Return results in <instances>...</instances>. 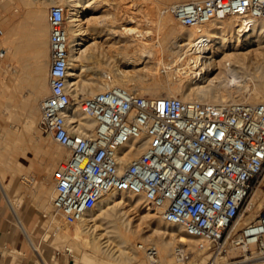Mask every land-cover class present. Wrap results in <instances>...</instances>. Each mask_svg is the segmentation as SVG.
<instances>
[{"label":"built area","instance_id":"built-area-1","mask_svg":"<svg viewBox=\"0 0 264 264\" xmlns=\"http://www.w3.org/2000/svg\"><path fill=\"white\" fill-rule=\"evenodd\" d=\"M166 12L185 27L233 16L249 28L264 21V0L180 1ZM66 22L65 8L52 5L50 92L39 102L40 127L69 151L53 172L54 215L73 224L112 190L142 194L163 220L195 238L199 250L217 256L255 245L264 255V209L242 224L264 176V101L221 104L111 85L80 101V111L96 121L93 132L83 133L68 90ZM139 148L133 160L124 161ZM241 260L210 258L204 264Z\"/></svg>","mask_w":264,"mask_h":264},{"label":"bare ground","instance_id":"bare-ground-1","mask_svg":"<svg viewBox=\"0 0 264 264\" xmlns=\"http://www.w3.org/2000/svg\"><path fill=\"white\" fill-rule=\"evenodd\" d=\"M169 1L170 0H160L157 3V9L155 8L156 10L161 11L159 14L163 13V15L161 14L160 18L162 25H166L171 19L169 17L170 14L167 13L166 8H164V5H167ZM173 1L180 2L189 0ZM58 2H60L61 5L64 6L67 15L66 34L68 37L70 61L68 90L73 97L71 108L73 109V113L80 119L82 126L81 131L83 133L93 132L95 129L96 121L95 119L83 114V112L80 111V101L82 100V98H85V96H91L111 85H122L131 90L136 88L141 91H148L155 97L178 96L185 100H206L221 104L234 102L259 103L264 101V75L255 74V72L249 70V55L258 49H264V46H259L255 50L252 49V46L261 44L264 38V21L260 22L259 20H255V22L253 23L254 27L251 26L247 28L243 27V24L240 22L239 18L236 17L237 21H239L237 22L236 20L232 19L233 16H229L221 20L210 21L205 26L200 28L184 26L185 28H188L182 30V32H186L180 37L182 38L181 40H184V42H178L179 44H177L175 47H172L165 45L166 43H156L149 40L148 36L150 34V30H146L144 28L141 29L142 27L136 25H125L126 22H138L139 19L137 20L135 18V15L132 14L128 15V19L125 18L123 20L118 17L117 13L112 12L111 19L108 17L110 19L109 22L104 21L105 23L103 22V24H94L93 26H90V19H88V14L97 12L102 4L110 5L114 3L109 0H59ZM125 10L127 11V9ZM34 12L35 13L33 14V16H35L36 25H38L41 23L42 18L44 19V16L42 17L41 10H39V8ZM126 13H128V11ZM108 14L110 16V13ZM118 26H121L122 28L120 30L118 28L117 30ZM38 29L39 28H36L34 37V39L36 38L37 41H39L40 39V35L38 32L41 31L40 29ZM99 36H106L105 38L109 39L114 38L115 41H122L126 39V41H129V43L130 41L135 40V42H131L129 46L126 45L127 49L130 48L128 53H118L119 58H117L120 59L119 61H130L129 64L136 65L143 57L150 56L154 52L156 54L157 60L153 66L150 65L151 67H149L152 71L155 72H158V69L159 71L163 69L167 71V76L164 77L162 75H156L154 76V79H152V82L146 83L147 81L144 82V80L142 81L137 77L135 71L123 69L118 63L115 64L116 71L114 75H112L113 73L111 74V72L105 73V75H112V79L110 81L107 79V77H105V75L104 79H97L95 76H88L87 72L86 75L88 77L85 76V78H82L83 75L80 69H82L83 65H85V58H89L90 55L94 54H96L95 56L97 57V54L100 53V46L98 44L99 40H94L91 43L86 44L85 46L83 45L85 41L92 38L95 39ZM167 44L169 43L167 42ZM242 48H248V50L243 51ZM47 66L48 64H42L41 60H38L35 64V68L39 74L34 76L35 89L34 92L32 91L34 96L28 97L29 99L26 102L22 103V112L24 115L23 123L22 121L18 122L16 120V113H19L17 112L18 110L16 112L10 110V112L7 113L8 118L13 122H16L17 129L15 128V131L8 130L3 123H0V126H2L1 141H5L7 144H9L14 151L16 149H21L22 154H25L26 149L31 147V149L34 148L36 150V153L40 155L41 148H43L41 146L42 142H44L42 145H44L45 142L47 143V145L51 144L53 146V149H51L52 151L48 152V158L44 163L46 167H41L40 165L42 161L39 160L36 164L40 166V168H42L40 169L41 171L50 173L54 170L53 168L56 165L58 166L60 160L65 159L62 152L66 148L56 142L48 133H45L46 136H43L41 134L38 135V138H40V140L37 142V144H33L35 142L32 141V134H35V132L38 133L39 130H41L39 122L40 113L38 111L37 104L39 95L43 93L46 87H48L45 81L46 77L44 76ZM252 66L253 65H251V67ZM114 67L115 66H113V68ZM17 70L18 69L16 67V72H19ZM181 70L183 71L184 75L179 76V78L177 77L175 81L172 80V73L180 72ZM249 75L250 78H248ZM254 77L256 78L254 79ZM231 86L233 87L232 89L236 88L238 89V91H240L239 89L243 90V88H246L248 94L245 93V95H233L230 93H226L227 88L231 89ZM1 93L3 94V92ZM1 93L0 95H2ZM79 95L82 97L79 98ZM2 97L4 96L2 95ZM2 97L0 96V114L5 111L3 106L6 105L4 102L5 97ZM8 97L6 94V98ZM17 106H19V104H17ZM3 135L6 137L4 138ZM141 150L142 148L130 151L124 157V161L129 162L133 160ZM67 153L69 155V151ZM32 157L34 159V155ZM14 158L9 157L4 152L0 151V170L2 166L10 168V170H15L16 166L19 164L16 163L18 160L16 159L17 161H15ZM31 161L35 162V160ZM4 175L0 173V187L2 189H5L6 191H9L11 189L10 182L9 184H4ZM33 180L36 181L35 177L33 178ZM130 193L127 194L124 191L115 190L110 191L96 206L87 211L80 220L73 223L74 225H72V227H74L72 229L70 227L71 224L65 222L63 219H59L63 220V223L60 222L59 224L52 226V228H50L49 226V228L54 230L55 232V237L53 239V243L55 245L64 246V244H66L65 246L66 248H68L71 245L82 242L88 245L92 249L91 251L94 252V254L84 255H81L80 253L78 257L71 260V264H174V261L167 260L168 257L166 259L164 255L168 252H171V250L173 249V253H175V255L180 254L183 256L186 249L188 248L187 245L191 246L192 241H197L195 238L189 236L184 231V228L181 225L169 223L164 220L165 223L163 227H157L156 229H154L155 233L157 232V234H160L161 236L155 240V244L153 246H150L148 243H146L147 241L145 240H142L141 242H135L133 231L131 229V220L128 219V215L126 214L128 211H121L122 204L128 201L133 203L134 208H141L144 203L142 200L146 201V199L142 194L132 195L134 193ZM32 194L34 196L39 195L43 201L47 200L48 197H50L49 201L52 206V199L54 195H52L48 191V187L46 184L41 183L38 187V190L33 191ZM252 195L254 196H251V199L249 200V203L247 205V210H251L254 206V201L258 199L261 200V204H258V209L260 210L264 206V194L257 195V193H254ZM7 199L9 200V198ZM151 207L152 206L149 205L144 209V211H142L143 217H148L151 214L154 215L160 213L159 210L156 211L155 208ZM112 209L116 211L119 210L121 214L119 211V214L112 213ZM153 210H155V212ZM104 219L105 221L102 222V220ZM99 221L102 222L101 224H105L102 225L101 228L103 232L96 231L97 227L100 226V223H97ZM23 226L25 229V233L30 241L31 248L35 252L40 254V246L35 243L32 230L26 227L27 225ZM49 235L50 234L48 232L45 233L44 238L47 239ZM111 236H113L114 239L111 238ZM195 247L198 249V245L196 246V243L194 248H192L195 249ZM149 248L156 249L157 254L152 256L148 251ZM254 248L255 245H252L250 247V249ZM67 250L71 252L70 249ZM238 250L246 253V249L244 248H232L221 255H217L215 261L218 263L225 262L226 260H229V257H234L232 255H234L236 252L239 253ZM41 258L44 264H52L44 257ZM251 258L252 257H247L237 263L242 264V261L244 262L247 259L251 260ZM170 259L172 260L174 259V257ZM54 260L55 262L53 264H57L58 259L55 257ZM178 261L180 263V260ZM250 264H264V259L252 261V263Z\"/></svg>","mask_w":264,"mask_h":264},{"label":"rangeland","instance_id":"rangeland-1","mask_svg":"<svg viewBox=\"0 0 264 264\" xmlns=\"http://www.w3.org/2000/svg\"><path fill=\"white\" fill-rule=\"evenodd\" d=\"M56 1H57V3H56ZM58 1L59 0H0V17H1L0 28L4 30V34L2 37V40L4 41V45H5V40L7 37L6 22H7L8 16L9 15L12 16L13 13L15 14L16 19L18 17H22L24 14L29 17L30 24H31V38L35 42L36 45L38 44V42H42L44 40H46L48 43V40L50 38V27L48 28V30L44 31L42 28V24L44 22H48L49 8L54 4L61 5V3ZM109 1L114 2L115 4L114 3L110 4V5H105V4L103 5L102 4L99 7L100 9L97 12L92 13V14H88V19H90V22H89L90 26H93L94 24H103L104 21L109 22V20L111 19V16H112V12L117 13L118 17L120 19H123V20L125 18L128 19L129 18L128 15L132 14V15H135V18L137 20L139 19L138 22H136V23L135 22H126L127 24L125 23V25L131 24L134 26L135 25L140 26V27H142L141 29L144 28L146 30H150V34L148 36L149 40L154 41L156 43L157 42L158 43L162 42L163 44L166 43L165 45L172 46V47H175L177 44L184 42V40H181L182 38H180V37L186 33L184 31L182 32V30L188 29V28H185L184 26L179 24L177 22V20L171 14L169 16L171 19L167 23L168 25L167 24L166 25L161 24L160 18H161V14L163 15V13L159 14L161 11L156 10L157 9L156 8L157 3L160 0H109ZM173 2H177V1L170 0L167 5H164L165 6L164 8H167ZM61 6H63V5H61ZM38 8H39V10H41V14H42V17L44 16V19L42 18L41 23L36 25V21H35L36 19H35V16H33V14L35 13L34 11L38 10ZM125 9H127L128 13H126L127 11ZM132 10L133 11L135 10V11L133 12ZM107 12L110 13V16ZM164 15H167V14H164ZM232 19L237 21V19L234 17H232ZM11 20H12V17H11ZM237 22H239V21H237ZM36 28H39L41 30L38 32L40 35L39 41H37L36 38H35L36 40L34 39ZM118 28L120 30L122 27L118 26L117 30H118ZM259 30H261V29H259ZM12 31H13V29H12ZM17 35H18V33H17V29H16L15 39H17ZM105 37L106 36H99V37H96L95 39L92 38V39L85 41L83 46H85L88 43H91L94 40H96V41L99 40L98 44L100 46V53H98L99 55L97 54V57L95 56L96 54H94V55H90L89 58H85V62H84L85 65H83L82 69H80L82 71V75H83L82 78H85V76L86 77H88V76L94 77L95 76L97 79H104V75L106 72H111V74L113 73L112 75H114V73L116 71V65L115 64H118V63L121 66V68H123V69H126V70L129 69V71H132V70L135 71V73L137 74V77L140 78L142 81L144 80V82L147 81L146 83L152 82V79H154V76H156V75H162L164 77L167 76V71H165L163 69L160 71L158 69V72L151 70L150 67L153 66L157 60L156 54L154 52L150 56H147L148 58L143 57L139 61V63L136 65L129 64L130 61L129 62H120L119 61L120 59H118L119 58L118 53H123V54L128 53L130 48L128 47L129 49H127V46H129L131 42L132 43H133V41L135 42V40L130 41V43H129V41H126V39L122 40L123 41L122 42V41H115L114 38L109 39V38H105ZM167 42L169 44H167ZM261 44H258V45L256 44V45L252 46V49L255 50L259 46H264V38H263ZM114 47H115V49H114ZM242 50L246 51V50H248V48H242ZM33 54L36 55V57L30 59V66L28 68H24L22 65H19L17 63V61L15 62V63H17L16 64V67L18 69L17 71H19V72H16L13 75V77L11 75V78H13L14 81H11L10 86H7V84H6V80H7V75L5 74L6 56H4L3 59H1V61H0V90L5 88L2 91H0V93L3 92V94L2 93L1 94L5 98L2 97V95H0V96L5 99L4 102L7 105V106L6 105L3 106L5 111L0 114V123L1 124L3 123L4 126L6 127V129L11 130V131H15L17 129V126H16L17 124H16V122H13L12 120H10L8 118L7 113H9L10 110L15 111V112L18 110L17 112H19V113H16V118H17L16 120L18 122L22 121V123H23L24 115L22 112L23 111L22 103L26 102L29 99L28 97L34 96L33 95V92L35 89L34 88L35 87V85H34L35 84V82H34L35 77L34 76L39 74L35 68V64L38 60H41L42 64H44V65L48 64L45 75H44L46 77L45 81H46L47 86H48V71H49V64H50L49 47L47 46L46 49L40 50L39 52L36 51ZM151 56H153V57H151ZM114 58H117V59H114ZM249 61H250V63H249L250 69L249 70H251L252 72H255V74H261V75L263 74L264 75V49H258L256 51H254L253 53H251L249 55ZM108 64H110V65H108ZM251 65H253V66L251 67ZM113 66H115V67L113 68ZM136 70H137V72H136ZM24 71H25V73H23ZM20 72H21V74H20ZM182 75H184V73L181 70L180 72H173L171 77H172V80L175 81L177 79V77L179 78V76H182ZM248 78H250V75L248 76ZM255 78L256 77H254V79ZM232 88H233L232 86H231V89L227 88L226 93H230L233 95H239V94L245 95V93L248 94V91L246 88H243V90L239 89L240 91H238V89H236V88H234V89H232ZM6 90H7V92H6ZM132 90H138V89L134 88ZM138 91L142 94L151 95L148 91H141V90H138ZM165 91H166V89H165ZM243 91H244V93H243ZM49 92H50V89L48 86L45 88L43 93L40 94L38 97V104L37 105H38L39 113H40L39 102L42 98L47 96L49 94ZM224 92H225V90H224ZM6 94H7V97L9 95L8 98H6ZM151 96H153V95H151ZM80 97H82V96L79 95V98ZM72 99H73V97H72ZM204 101H206V100H204ZM17 104H19V106H17ZM5 106H6V108H5ZM39 122H40V119H39ZM1 127L2 126H0V128ZM40 129H41V127H40ZM1 132H2V128L0 129V151L4 152L6 155H8L9 157H12V158H14L16 156L14 158V160L15 161L18 160L16 163L19 164L16 166L15 170H12V169L10 170V168H6V167L2 166L0 173L2 175L5 174L4 175V178H5L4 184L5 183L9 184V182H10L11 189L9 191H6L5 189H2V188L1 189L4 193L5 198L6 199L9 198V200L11 199L10 200L11 202L7 199V201L11 204V206L13 208L14 207L18 208V210H17L18 215L24 220V222H26L28 224V226H30L32 228V233L35 237V240L37 241V243L40 244V252L42 253V255H44L48 260H50L52 264L55 262V260H54L55 255H57L60 259L59 260L57 258L59 260L58 264H71V260L78 257L80 255V253H81V255L94 254V252L91 251L92 249L88 245H86L85 243H82V242L71 245L68 248H66V246H65L66 244H64L65 247L63 245H61V246L55 245L53 243V239L55 237V232H54V230H52L50 228H52V226H54L56 224H59L63 220H59L61 218L54 215V212L52 211V206H51L50 201H49L50 197H48L47 200L43 201L39 195L34 196L32 194L33 191L38 190V187L40 186L41 183H44L47 185L48 191L52 195H54L53 172L57 168V165L53 168L54 170L51 171L50 173H47V172L40 170V169H42V168H40V166L41 167L43 166V168L46 167V165H44V163L46 162V160L48 158V156H47L48 152L52 151L51 149H53V146L51 144H50L51 146L47 145L46 142L44 145H42L44 143V142H42L41 146L43 148H41L40 155H38L36 153V150L34 148H32L33 149L32 150L31 147L26 149L25 154H22L21 149L20 150L16 149L14 151L9 144H7L5 141H1V137H2ZM39 132L38 133L35 132V134H32V141L35 142L33 144H37V142L40 140V138H38V135L41 134L43 136H46L45 132H43L42 129L39 130ZM5 137L6 136H4V138ZM1 148H3L4 150ZM17 150H19V151H17ZM13 151L15 153L16 152H18V153L15 154ZM43 151H45V152H43ZM66 151L67 150L64 149L62 152V154L64 155V158H66V156H68V153H67L68 151L67 152ZM34 152H35V154H34ZM10 154H12V155H10ZM33 155H34V159L32 157ZM31 160H35L36 163L34 161H31ZM38 160L42 161L40 166L36 165ZM20 163H21V165H20ZM42 163H43V165H42ZM19 170H20V172H19ZM34 177H35L37 182L33 180ZM2 191L0 190V232H1V234H0V264H39L37 258L31 254V250H30L26 235L20 230V228L18 227V225L16 224V222L14 220L13 213L11 212L9 207L6 205ZM254 191H256V192H254ZM254 191L253 192L255 194L257 193V195L258 194H260V195L264 194V176H262L259 179V184L254 189ZM126 193L128 194L130 192H126ZM254 193H252V194H254ZM130 194H132V193H130ZM132 195H135V194H132ZM16 196H17V198H16ZM252 196H254V195H252ZM258 200L254 201L253 208L251 210H248V212L246 213V216L244 217L242 224H245V223L250 222L251 220L255 219V217L260 212V210L264 209V206L260 210L258 209V207H259L258 204H261V200H259V202H258ZM142 201L144 203H143L141 208H134L133 203L128 202V201L124 202L122 204V210L121 211H128L126 214L128 215V219L131 220V229L133 231L134 238L136 239V240L134 239V241L135 242L136 241L141 242L142 240H145V241H147L146 243H148L150 246H153L155 244L154 243L155 240L161 236L160 234H157V232L155 233L154 229H156L157 227H163L165 221L161 218L159 213L154 214V215L151 214L148 217H143L142 211H144V209L146 207H148L150 204L147 201H144V200H142ZM49 204H50V206H49ZM16 208H14V209L16 210ZM118 211L113 210L112 213L119 214L120 211L119 212ZM153 211L155 212V210H153ZM156 211H158V210H156ZM120 214H121V212H120ZM53 216H54V218H53ZM54 221H55V223H54ZM104 221H105V219L102 220V222H104ZM102 222L101 221L97 222V223H100V226H101V227L100 226L97 227V229H96L97 232H101V231L103 232V230L101 228H102V225H105V224H101ZM48 224H50V225H48ZM72 225H74V224L70 225L71 229L74 227V226L72 227ZM49 226H50V228H49ZM47 232L50 235L47 239H45L44 234ZM111 238L114 239L113 236H111ZM191 243H192L191 246L187 245L188 248L186 249L185 254L183 256L180 254H178V255L176 254L177 255L176 256L175 253H173V249H172L171 252H168L164 255L165 258L167 259V257H168L167 260L174 261V264L175 263L176 264H204L205 262L209 261L210 258H213L215 260V258H216L215 254L212 255L211 252L198 250L196 247H195V249H193L195 246V243L197 246V241L194 240ZM176 244H178V243H176ZM176 244H174V245H176ZM192 245H194V246H192ZM14 249H20L23 251V253L19 254L18 252H13ZM67 249H70L71 252ZM250 250H249V252H246V253H243L242 251L238 250L239 253L236 252L232 256H234V257L237 256V258H240V259L252 257L251 260L247 259L244 262L242 261L241 262L242 264H250V263H252V261L264 259V255H262L257 250L256 247L254 249H250ZM90 252H93V253H90ZM172 257H174V259L171 260L170 258H172ZM230 258L231 257H229V259ZM177 259L180 260V263ZM94 264H96V263H94Z\"/></svg>","mask_w":264,"mask_h":264},{"label":"crops","instance_id":"crops-1","mask_svg":"<svg viewBox=\"0 0 264 264\" xmlns=\"http://www.w3.org/2000/svg\"><path fill=\"white\" fill-rule=\"evenodd\" d=\"M11 17H12V20H11ZM0 24H1V17H0ZM6 27H7V37L5 40V45H4V41L2 40L3 35L0 36V50H2V52L4 53L0 57V61L1 59H3L4 56H6V70H5V74L7 75L6 84L7 86H10L11 81H14V79L11 78V75L13 77V75L16 73V64L18 63L19 65H22L24 68H28L30 66V59L36 57V55H34L33 53L36 51L39 52L40 50L46 49L47 46L49 47V54H50V41L48 40V43H47V41L44 40L42 42H38L37 45L35 44V42L31 38L30 20H29V17L26 16L25 14L22 17H18L17 19L15 18L14 13L12 14V16L9 15L7 22H6ZM42 28L44 31L48 30L49 23L44 22L42 24ZM16 29L18 33L17 39H15ZM16 61L17 63H15ZM49 67H50V64H49ZM23 73H25V71ZM48 86H49V71H48ZM0 190L2 191L1 187H0ZM3 196H4V193H3ZM4 199H5L6 205L9 207V209L13 213V217H14L16 224L18 225L20 230L26 235L23 225L25 226L27 225L26 227H28L30 230H32V228L28 226V224L24 222V220L18 215V211H17L18 208L14 207L16 208L15 210L11 206V204L6 200L5 196H4ZM26 238H27L30 250H31V254L34 255L39 260L38 261L39 264H44L42 262L41 257H44L45 259L47 258L44 255H42V253L39 254L35 252L31 248V244H30V241L27 235H26ZM34 241L35 243H37V241L35 240V237H34ZM37 244L40 246L39 243ZM13 252H18L19 254L23 253V251L20 249H14ZM54 257L59 259L57 255H55ZM59 260H58V263H59Z\"/></svg>","mask_w":264,"mask_h":264}]
</instances>
